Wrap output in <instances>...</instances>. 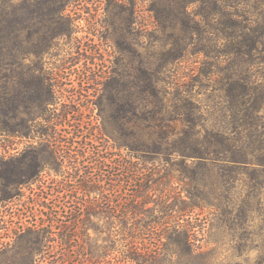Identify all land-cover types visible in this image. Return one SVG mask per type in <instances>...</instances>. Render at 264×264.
Wrapping results in <instances>:
<instances>
[{"label":"trees","instance_id":"obj_1","mask_svg":"<svg viewBox=\"0 0 264 264\" xmlns=\"http://www.w3.org/2000/svg\"><path fill=\"white\" fill-rule=\"evenodd\" d=\"M69 1L0 0L1 157L19 159L12 152L16 139H35L31 123L42 120L39 134L49 151L45 157L57 172L74 177L82 187L104 188L112 181L115 188L121 180L128 182L117 214L125 220L121 234L126 262L156 264L167 253L193 259L191 213L200 204L219 206L206 196L208 178L225 186L245 175L264 186V0L151 3L160 35L156 29L146 33L162 50L146 52L138 82L129 86L127 97L114 102L122 136H115V142L128 150L123 155L111 149L109 140L98 141L82 115L72 122L69 109L62 117L49 113L55 89L44 77L32 76L31 56L41 54L48 41L42 35L45 20L70 25L64 13ZM61 34L56 27L49 40ZM189 61L192 68L186 65ZM105 104L101 98L99 108L107 123ZM58 124L64 127L59 130ZM72 146L89 161L87 175L77 165L65 171L67 157L57 151ZM157 162L178 164L183 177L203 181L202 189L156 198V182L163 177L154 167ZM169 197L175 202L169 203ZM109 202L105 196V209ZM70 263L64 255L58 264Z\"/></svg>","mask_w":264,"mask_h":264},{"label":"rangeland","instance_id":"obj_2","mask_svg":"<svg viewBox=\"0 0 264 264\" xmlns=\"http://www.w3.org/2000/svg\"><path fill=\"white\" fill-rule=\"evenodd\" d=\"M153 1L158 2L71 0L64 8L70 25L46 18L42 35L48 41L41 54L31 56L32 76L44 77L55 89L49 113L57 118L69 109L72 122L82 115L85 126L94 127L98 141L109 140L111 149L122 155L128 150L115 142V136H122L113 116L114 102L127 97L129 86L138 82L146 52L162 50V44L146 33L157 25L149 10ZM56 27L62 34L49 40ZM186 65L192 68L193 63ZM101 98L106 103L107 123L99 108ZM40 122L31 123L35 139H16L12 152L19 159L7 161L1 157L0 147V264H58L64 255L69 256L70 264H132L124 260L127 246L121 231L125 220L120 216L128 182L121 180L115 188L112 181L104 188L82 187L74 177L57 172L52 159L45 157L49 151L42 144ZM63 127L58 124L57 129ZM36 140L41 142L33 144ZM57 152L67 157L65 171L77 165L87 175L89 161L80 149L72 146ZM154 167L163 175L156 182L158 199L164 193L173 196L183 191L185 195L186 189L197 193L203 187V181L183 177L178 164L157 162ZM207 183L206 196L219 206L200 204L191 213L193 259L167 253L156 264H264V186L245 175L225 186L213 177ZM105 196L110 201L108 209Z\"/></svg>","mask_w":264,"mask_h":264}]
</instances>
